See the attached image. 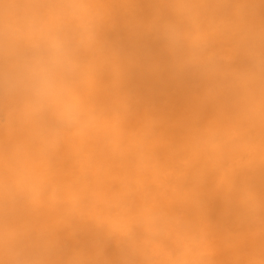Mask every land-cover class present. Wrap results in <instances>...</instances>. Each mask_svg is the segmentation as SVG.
I'll return each instance as SVG.
<instances>
[{
	"label": "bare ground",
	"instance_id": "bare-ground-1",
	"mask_svg": "<svg viewBox=\"0 0 264 264\" xmlns=\"http://www.w3.org/2000/svg\"><path fill=\"white\" fill-rule=\"evenodd\" d=\"M24 2L0 0V27ZM160 17L241 75L198 102V81L167 73L148 30ZM112 18L85 72L89 117L76 129L53 143L0 96V183L34 188L24 206L0 211V264H120L107 235L65 228L79 215L117 230L143 216L142 264H264V206L242 211L228 194L242 158L264 149V0H114ZM120 55L133 64L123 80ZM153 63L163 70L148 71ZM240 180L237 198L244 184L264 195V171Z\"/></svg>",
	"mask_w": 264,
	"mask_h": 264
},
{
	"label": "clouds",
	"instance_id": "clouds-1",
	"mask_svg": "<svg viewBox=\"0 0 264 264\" xmlns=\"http://www.w3.org/2000/svg\"><path fill=\"white\" fill-rule=\"evenodd\" d=\"M113 6L114 0H25L18 6L13 22L0 27V96L18 102L25 122L40 127L53 143L89 117L85 72L96 45L101 42V33L106 27L115 26ZM148 30L162 42L168 60L167 73L173 77L187 74L199 82L196 97L200 103L216 98L213 91L221 80L241 75L221 68L210 51L196 38L184 35L183 29L167 17L158 18ZM119 60L126 65L120 79L123 80L131 75L133 64L121 55ZM162 70L159 63L148 66L153 73ZM249 75L252 81L257 79L256 72ZM129 115H134L130 104ZM242 160L228 194L242 211H248L264 206V195L246 184L245 198H237L235 192L242 183L241 177L264 171V149L259 156ZM33 191L31 184H16L13 191L12 182L3 181L0 211L24 206ZM36 191L43 194L44 187L41 185ZM80 224H88L97 233L107 235L119 250L120 264H142L137 240L147 229L143 216L130 215L123 229L117 230L110 223L79 215L71 217L65 228L71 232L78 230Z\"/></svg>",
	"mask_w": 264,
	"mask_h": 264
}]
</instances>
